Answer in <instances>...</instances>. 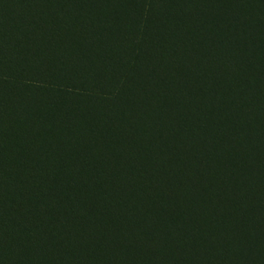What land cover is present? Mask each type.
<instances>
[{
  "label": "trees",
  "instance_id": "1",
  "mask_svg": "<svg viewBox=\"0 0 264 264\" xmlns=\"http://www.w3.org/2000/svg\"><path fill=\"white\" fill-rule=\"evenodd\" d=\"M251 1L0 0V264H264Z\"/></svg>",
  "mask_w": 264,
  "mask_h": 264
},
{
  "label": "rangeland",
  "instance_id": "2",
  "mask_svg": "<svg viewBox=\"0 0 264 264\" xmlns=\"http://www.w3.org/2000/svg\"><path fill=\"white\" fill-rule=\"evenodd\" d=\"M244 1L246 2V0H244ZM217 2L220 3V0H199V3L200 4H207V5H209L212 8H217V6H218V3ZM250 2H252V1L250 0ZM256 4L263 5L264 4V0H261L259 3H256ZM3 7L5 9L6 16H7V14H8L9 11L11 12V11H14L15 10L11 6L6 7V6H4V3H0V15H3V11H4ZM0 20H1V18H0Z\"/></svg>",
  "mask_w": 264,
  "mask_h": 264
}]
</instances>
